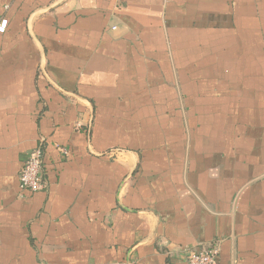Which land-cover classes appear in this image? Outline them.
Returning <instances> with one entry per match:
<instances>
[{"label":"crops","instance_id":"crops-1","mask_svg":"<svg viewBox=\"0 0 264 264\" xmlns=\"http://www.w3.org/2000/svg\"><path fill=\"white\" fill-rule=\"evenodd\" d=\"M2 17L0 264L209 245L264 264V0H0ZM40 145L46 187L22 190Z\"/></svg>","mask_w":264,"mask_h":264},{"label":"built area","instance_id":"built-area-1","mask_svg":"<svg viewBox=\"0 0 264 264\" xmlns=\"http://www.w3.org/2000/svg\"><path fill=\"white\" fill-rule=\"evenodd\" d=\"M8 27V19H0V33H5ZM63 154L68 151L59 147ZM44 150L40 145L32 150L19 174V185L22 190L37 192L46 187L43 177ZM186 261L188 264H220L219 247L217 245L203 246L198 249H188ZM111 264H133L132 261L112 262Z\"/></svg>","mask_w":264,"mask_h":264}]
</instances>
